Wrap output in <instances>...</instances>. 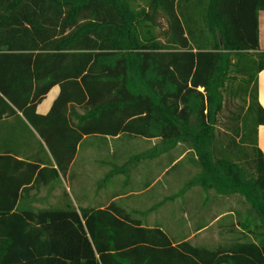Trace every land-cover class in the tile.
<instances>
[{
  "label": "trees",
  "instance_id": "obj_1",
  "mask_svg": "<svg viewBox=\"0 0 264 264\" xmlns=\"http://www.w3.org/2000/svg\"><path fill=\"white\" fill-rule=\"evenodd\" d=\"M260 10L264 0H0V121L22 115L62 172L85 137L157 139L150 158L184 147L196 172L169 200L200 187L243 208L237 236L208 248L174 244L117 202L36 209L21 182L0 185V264H264ZM230 96L243 105L226 116Z\"/></svg>",
  "mask_w": 264,
  "mask_h": 264
},
{
  "label": "crops",
  "instance_id": "obj_2",
  "mask_svg": "<svg viewBox=\"0 0 264 264\" xmlns=\"http://www.w3.org/2000/svg\"><path fill=\"white\" fill-rule=\"evenodd\" d=\"M258 24L260 49L264 51V10H260L258 13ZM258 85L259 102L264 107V70L258 76ZM59 92L60 88L58 86L51 89L37 107V112L40 115L48 114ZM31 129L32 131L26 128L25 118L22 115L5 117L0 121V155H10L12 157L10 161L0 164V185H14V183L17 185L21 182L20 201L36 209L61 206L68 201H71L78 210L87 207L103 209L112 202L129 200L132 195L139 196L143 192L151 191L162 181V177L168 175L174 165L186 158L187 153L183 149L174 157L171 163L167 158L168 153L150 158L147 154L157 144V139L147 140L150 146H147L146 150L135 154L127 153V148H114L110 154L113 156L119 155L120 158H117V156L113 158L119 159V162L113 164L111 169L108 167L109 172L106 174L104 173L106 164H108L106 158L96 157L90 166L87 163L89 160H86L85 157L82 161L83 164L81 163L78 167L77 162L79 155L82 153L83 145L89 138L95 136L85 137L78 148L75 160L66 172H62L39 133L32 127ZM258 146L264 155V125L258 128ZM85 151V153L90 151L93 153L95 149L91 147ZM124 154L126 156H120ZM31 165H35L36 168L32 180L26 182V179L31 177L33 170L30 167ZM95 169L97 170L95 176L97 179L100 178L102 181L107 177L111 178L121 192L117 191L112 196L104 197V193L99 190L95 194H88L87 191H83L82 187L87 185L85 180L88 176L94 177ZM170 184L174 185L172 179L171 181L167 180L160 189H157L148 197L129 200L121 206L131 213L134 218L140 219L143 226L149 228L160 227L174 244L183 241L194 243V240L205 232L213 221H217L224 216L231 217V219L236 218V214L242 216L243 211L236 210L237 196H223L224 209L218 213L215 204L214 219L209 224H204V228L200 229L203 226H197L198 217H195V212L200 210L199 207L194 209L196 211L193 212V222L185 225L183 219H186L187 212L190 213L193 210L194 195L186 193L177 199L169 200V197L176 193L169 192ZM130 185L145 188L133 192L128 189ZM26 187L28 188L26 189ZM214 196V203L222 198V196Z\"/></svg>",
  "mask_w": 264,
  "mask_h": 264
},
{
  "label": "rangeland",
  "instance_id": "obj_3",
  "mask_svg": "<svg viewBox=\"0 0 264 264\" xmlns=\"http://www.w3.org/2000/svg\"><path fill=\"white\" fill-rule=\"evenodd\" d=\"M157 34H159L161 40H165L162 36V33L164 31L163 25L158 27L156 29ZM238 84V83H237ZM236 84V85H237ZM230 103L227 107V110L224 112L226 116L230 115V111L236 110L238 106L243 105L242 98L241 96H235L233 98L228 97ZM150 146L149 142L147 139L144 138H139V137H133L129 135H124L119 138H106L102 136L98 137H92L87 140V142L83 145L82 147V153L79 155V159L77 162V165H79L84 161V158L86 157V160H89L87 163L88 165L91 166V162L96 159V157L100 158H106V169L104 170V173H108L109 169L113 168V164L118 163L119 159H113L115 156L117 158H120L119 155H111L110 152L113 151L115 148H122L125 149L127 148V153H137L142 150H146V147ZM95 149V152L91 153V151L88 153H85L86 149L90 148ZM184 147H180L179 149L172 151L168 153V160L171 163V161L174 159V157L177 156V154L182 151ZM89 151V150H88ZM120 156H126L120 155ZM111 160V161H110ZM110 161V162H109ZM76 167V168H78ZM83 172V171H82ZM196 170L193 166L189 164V157L184 158L183 160L179 161L174 167H172L168 173V175H165L162 177V181L159 182L151 191L148 192H143L139 196L132 195L129 200H136L140 198H146L149 195L153 194L154 192L157 191V189H160V187L165 184V182L168 181H173L174 185H169V192H176L178 191L188 180H190L193 175L195 174ZM97 174V170L95 169L94 171V177L88 176L86 181L85 186L82 187L83 191H87L88 194L94 193L96 191H101L104 193V197H109L112 196V194L117 193V191H120V188L116 187L115 184L113 183V180L109 177H107L105 180H102L99 178L97 179L95 176ZM174 179V180H173ZM145 187H140V186H134L130 185L129 186V191H139L144 189ZM189 194L194 195L193 199V210L186 214V219H183L185 222V225L191 224L193 222L192 216L193 212L196 211L194 209L200 208L199 211H196V216L198 217L197 221V226H203L204 224L211 222L214 219V213H215V204L217 207V211L219 213L220 210L224 209V198L222 197L221 200H218L216 203H214L213 196L215 195L214 192H210L209 194L204 192L202 188L200 187H195L191 191L188 192ZM215 197V196H214ZM129 200H122L118 201L117 203L119 205H122L124 202H127ZM186 201V200H185ZM187 204V203H186ZM235 205V204H234ZM197 206V207H196ZM214 206V207H213ZM236 210L240 211L242 210V205L239 203H236ZM214 212V213H213ZM240 220V216L236 214V218L231 217H222L217 221H213L211 225L208 226L207 230L203 232L202 234L199 235L198 238L194 240V243L191 242L194 245L197 246H205L208 248L211 247H216L218 245H227L232 239L237 236V232H233L232 229H234L237 226V223ZM196 224V223H195Z\"/></svg>",
  "mask_w": 264,
  "mask_h": 264
}]
</instances>
